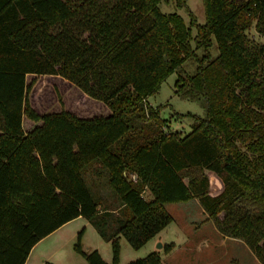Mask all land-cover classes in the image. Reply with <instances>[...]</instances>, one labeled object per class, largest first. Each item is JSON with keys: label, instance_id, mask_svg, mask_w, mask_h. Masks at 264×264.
Wrapping results in <instances>:
<instances>
[{"label": "trees", "instance_id": "1", "mask_svg": "<svg viewBox=\"0 0 264 264\" xmlns=\"http://www.w3.org/2000/svg\"><path fill=\"white\" fill-rule=\"evenodd\" d=\"M161 1L0 0V264H24L78 216L110 242L112 262L83 249L84 228L74 250L119 264L121 237L143 246L172 221L165 204L194 198L264 264V44L247 34L264 36V0H202V24L188 0L171 1L189 23ZM186 60L196 65L178 73L177 92L201 97L205 115L192 114L188 133L164 131L147 98ZM28 75L65 78L107 109L60 99L61 110L39 113ZM89 168L111 200L91 188ZM126 264L166 263L152 250Z\"/></svg>", "mask_w": 264, "mask_h": 264}, {"label": "rangeland", "instance_id": "2", "mask_svg": "<svg viewBox=\"0 0 264 264\" xmlns=\"http://www.w3.org/2000/svg\"><path fill=\"white\" fill-rule=\"evenodd\" d=\"M187 3L190 10L195 14L197 22L200 24L204 23L205 11L202 0H188ZM159 8L163 12H178L189 23V16L185 8H177L173 1H161ZM195 33L196 28L192 27V34ZM247 34L256 42L264 44V36L259 34L253 27L247 31ZM215 52L216 50L213 48L212 53L215 54ZM198 54H201V50L198 51ZM195 65V61L186 60L176 71L170 73L161 82L158 91L154 95L147 98L153 107H161L160 115L165 119L164 131L188 133L193 122L192 114L205 115L204 101L201 97L191 99L183 97L177 92L176 80L178 73L181 72L183 75L191 74ZM34 78L36 83L29 97L31 105L39 113L61 110V105L58 102L60 99L65 105H67V100L80 103L86 110L100 111L101 109H107L102 101L91 97H88L87 100L84 99L85 95L83 92L65 78H55L54 81L47 76H27L28 81ZM41 106H44V108H40ZM201 172L207 174L212 184L215 185L216 175L213 171L198 169L194 170L193 174L199 175ZM85 178L95 193L107 200L112 199L111 190L107 185L105 175H96L89 168L85 171ZM185 180H187V177H185ZM144 195L148 198L152 196L148 191ZM165 206L173 219L159 235L162 241L173 243V248L166 252L164 250L165 243H162L157 237L149 240L139 248H133L124 237H121L119 240L121 247L119 264H126L143 257L152 250L159 251L166 264H263L242 239L227 236L219 230L213 220L208 218L198 199L194 198L187 202L167 203ZM224 215L225 212H221L218 216L223 219ZM77 223V231L74 234L72 233L74 226L70 225L64 228V234L61 232V234H57V238L51 240L54 241L53 245L50 244L51 246L56 243L62 245V247L53 259L48 261H52L55 264H89L82 255L73 249L77 241L78 232L84 228L81 237L83 249L86 251L97 249L102 258L106 262L111 263L112 248L110 242L103 239L94 226L88 225L85 227V222ZM48 241L50 240L41 243H39L40 241L37 242L32 254L31 264H40L42 259L45 258V254L40 253V250L45 245H48ZM159 243H161V246H159Z\"/></svg>", "mask_w": 264, "mask_h": 264}, {"label": "crops", "instance_id": "3", "mask_svg": "<svg viewBox=\"0 0 264 264\" xmlns=\"http://www.w3.org/2000/svg\"><path fill=\"white\" fill-rule=\"evenodd\" d=\"M203 208V207H202ZM204 210V209H203ZM82 220V221H81ZM83 220H85V221H83ZM76 222V223H75ZM77 222H81V223H83V222H85V227L86 226H88V225H91V226H93L86 218H84V217H82V216H78V217H76V218H74V219H72V220H70V221H68V222H66V223H64L62 226H60L59 228H57L56 230H54L53 232H51L50 234H48L46 237H44V238H42L41 240H40V242L39 243H41V242H44V241H47V240H50V241H48V245H45V247H43L41 250H40V253H44L45 254V258H43L42 259V261H41V263L40 264H43V263H47V264H55V263H53L52 261H48V260H50V259H53V257L55 256V254L57 253V252H59V249L62 247V245H58V244H56L55 243V245L54 246H51L50 244H54V241H51L52 239H54V238H57V234H61V232H63V234H64V228H66L67 226H74L73 228H74V230H73V234L77 231V229H76V227L78 226L77 224ZM76 229V230H75ZM163 230V229H162ZM162 230L160 231V232H162ZM160 232H158L154 237H152L151 239H153V238H158V239H160ZM150 239V240H151ZM161 241H162V239H160ZM162 243H168V242H166L165 240L164 241H162ZM47 244V243H46ZM36 245H37V243L32 247V249L30 250V253H29V255H28V257H27V259H26V261H25V263L24 264H31V262H32V254H33V252H34V250H35V248H36ZM49 246V248H47ZM74 249V248H73ZM44 257V256H43ZM47 260V261H46Z\"/></svg>", "mask_w": 264, "mask_h": 264}, {"label": "water", "instance_id": "4", "mask_svg": "<svg viewBox=\"0 0 264 264\" xmlns=\"http://www.w3.org/2000/svg\"><path fill=\"white\" fill-rule=\"evenodd\" d=\"M159 246H161V243H159Z\"/></svg>", "mask_w": 264, "mask_h": 264}, {"label": "built area", "instance_id": "5", "mask_svg": "<svg viewBox=\"0 0 264 264\" xmlns=\"http://www.w3.org/2000/svg\"><path fill=\"white\" fill-rule=\"evenodd\" d=\"M43 264H46V263H43Z\"/></svg>", "mask_w": 264, "mask_h": 264}]
</instances>
